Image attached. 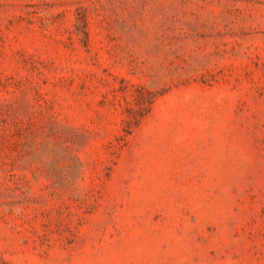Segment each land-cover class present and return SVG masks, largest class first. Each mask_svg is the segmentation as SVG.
Returning <instances> with one entry per match:
<instances>
[{
    "label": "rangeland",
    "instance_id": "rangeland-1",
    "mask_svg": "<svg viewBox=\"0 0 264 264\" xmlns=\"http://www.w3.org/2000/svg\"><path fill=\"white\" fill-rule=\"evenodd\" d=\"M0 264H264V0H0Z\"/></svg>",
    "mask_w": 264,
    "mask_h": 264
}]
</instances>
